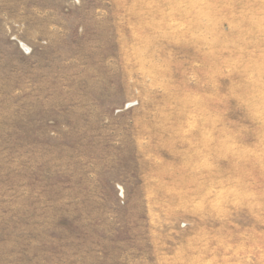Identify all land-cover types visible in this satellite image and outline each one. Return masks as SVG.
Returning <instances> with one entry per match:
<instances>
[{
	"label": "rangeland",
	"instance_id": "1",
	"mask_svg": "<svg viewBox=\"0 0 264 264\" xmlns=\"http://www.w3.org/2000/svg\"><path fill=\"white\" fill-rule=\"evenodd\" d=\"M0 264H264V0H0Z\"/></svg>",
	"mask_w": 264,
	"mask_h": 264
}]
</instances>
